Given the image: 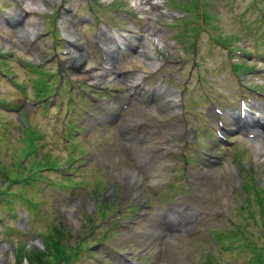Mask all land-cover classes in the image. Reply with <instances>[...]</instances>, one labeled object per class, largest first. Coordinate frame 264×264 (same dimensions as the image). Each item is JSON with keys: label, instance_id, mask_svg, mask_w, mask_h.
Instances as JSON below:
<instances>
[{"label": "rangeland", "instance_id": "rangeland-1", "mask_svg": "<svg viewBox=\"0 0 264 264\" xmlns=\"http://www.w3.org/2000/svg\"><path fill=\"white\" fill-rule=\"evenodd\" d=\"M39 1L27 13L22 0H0V264H16L18 247L52 261L49 232L66 253L81 243L73 264H264L253 189L252 204L235 209L249 172L264 195V147L243 121L219 119L246 108L262 120L264 0H199L200 8L194 0H64L69 13L62 0ZM63 13L75 48L91 58L98 42L110 43L106 31L126 29L147 34L159 66L138 70L137 86L102 65L80 66L77 53L66 54ZM29 16L33 36L18 32ZM91 68L107 75L92 85L70 75ZM159 84L180 96L176 116L144 101ZM41 98L43 106L34 103ZM171 204L181 225L159 229ZM238 228L250 244L215 238Z\"/></svg>", "mask_w": 264, "mask_h": 264}, {"label": "bare ground", "instance_id": "bare-ground-1", "mask_svg": "<svg viewBox=\"0 0 264 264\" xmlns=\"http://www.w3.org/2000/svg\"><path fill=\"white\" fill-rule=\"evenodd\" d=\"M23 1L25 3V7L27 8L25 10V11H27V13H32V12L37 11V9L40 8L39 6L41 5L38 0H23ZM151 1L154 3H158L156 0H151ZM63 18H65V17H63ZM63 18L61 19V25L63 28L62 30H63L64 34H66V36L70 38V39H68L69 49L66 51V54L69 55V54L77 53L78 55L76 56L75 59L76 60L80 59L79 65L84 66L85 68L90 67L94 63L98 64L95 60H93V58H91V56H89L84 51H82V48L75 49L74 39H76L75 37H77V33H74L71 30V28L69 29L68 27L65 26L66 21ZM29 21H35L34 16H29L24 20L23 25H20V27L18 28L19 33H28L29 36H33V29H31L28 26ZM112 34L115 36H119V37L115 38L113 45H110L107 48L101 47L99 44V47L101 48V49H99V57L108 53V51L110 53L113 52V50L117 51V48H118V50L122 54L124 53L122 56H127L126 60L123 58L121 60L118 58L112 59V57H109L106 55L103 56V58L101 60L104 59V62H106L107 60L111 59L112 61L118 62V67H119L118 71L127 72V74L124 77L125 78H132V79H130V82L133 84V86L138 85L139 79L141 78L138 75L142 76V74L137 73L138 70H141V72H144V73H149V72L154 71L156 69V67L159 66L158 65L159 63H158L157 58H156L157 55H155V47H154L155 45L151 42V40H149L147 34H145V33L144 34H136L134 32L133 33L125 32L122 35V34H116V33L112 32L108 35L111 36ZM123 45L128 46V47L125 48ZM123 47H124V49H122ZM134 50L136 51V53L133 54L132 52H134ZM65 55H62V57H65ZM140 65L143 66V68H141ZM101 75H103L101 72L94 71V68L93 69L91 68V70H88L86 72L82 71L80 74L76 75V77L79 79H84V78L96 79ZM148 92H149V95H151V97H149L151 99L150 100L144 99V101L145 102H147V101L151 102L152 106H155L158 109L157 112H158L159 116L170 118V117L176 116L179 113L178 111H179L180 107H179L178 101H179L180 96L178 95V93H176V90H174V88H172L171 86H165V85L159 84V85H156V88H153ZM150 108H151L150 110L153 113H155L156 109H154L152 107H150ZM117 109H118L117 106L112 105V107L111 106L109 107L108 113L113 114ZM238 114H240V115H238V116L235 115V112L231 109L229 111L225 110V111L220 112L221 117L219 119L222 122L223 126H227V127L233 126V124L237 125V123H240V121H243V123L245 125H248V127H252V129L255 130L254 134L258 135L257 136V143L259 145H261V147H264V112L260 111L259 115H257L258 119L263 120V121L261 120L260 123H258L257 122L258 120H255V118L247 116V114H245L244 111L243 112L239 111ZM95 115H96V113L95 114L92 113L91 116L93 117ZM241 115L243 116L244 119H242L240 117ZM170 123H171V125H174L177 128H179L181 133H187V132H185V128L183 126V123H181V121H179L178 119L170 121ZM242 126L243 125H240V124L237 125V127H242ZM165 152H166V150H165ZM228 168H230V166H228ZM230 169H232V168H230ZM129 173H132L133 177H135L134 175L136 174V172H129ZM155 174H156V172H155ZM211 174H212V172H211ZM213 175H214V172H213ZM137 180H139V179H137ZM135 188H136L135 190L137 192L138 189H137V187H135ZM80 204H81V201H77L74 205L69 206L68 208L66 207L67 208L66 209L67 214L72 215L73 212L75 211V209L78 208L77 206H79ZM149 219H151V218H149ZM157 220H159V217ZM179 225H181V223L174 224V225L163 224V226L161 225V227L159 229H164L166 226L178 227ZM150 227L155 228L154 226H150ZM167 228H169V227H167Z\"/></svg>", "mask_w": 264, "mask_h": 264}, {"label": "trees", "instance_id": "trees-1", "mask_svg": "<svg viewBox=\"0 0 264 264\" xmlns=\"http://www.w3.org/2000/svg\"><path fill=\"white\" fill-rule=\"evenodd\" d=\"M199 0H194V2H191V6L193 8H200L203 4L201 1L200 3L198 2ZM256 177L252 174V172H249L246 174L245 180H243L242 186H241V191L244 192V201L242 204L237 206L235 208L237 210V213H240L245 211V208H248L252 204V198L250 195V190H254V195L256 198L257 204H259V209L262 214H264V195L261 194L262 188L260 187L258 181L255 180ZM14 178L10 181H13ZM6 189H0V193H5ZM251 210V209H249ZM235 234H231V232L228 231H220L219 233L215 234V238L218 240L222 238L223 236L225 237L224 241L226 240L229 242V244L233 243L234 240H240L239 242H244L245 244H250L252 241L249 239V237H246L243 235L242 230L238 228ZM52 233H48V237H51L53 241H48V243L51 245V249L48 250V247L45 245V250L47 252H50V256L52 257V261L47 259V256L45 255L44 252L41 251H30V253H26L23 247H18L15 254V263L16 264H23V259L28 258V261L30 264H55L59 261H63L65 263L70 264V262L73 264L72 257L77 258L78 257V251H80V245L81 243H78L75 248L72 250H69V252L66 253L65 250V244L61 243L60 240L56 241ZM79 246V248L77 247ZM82 246V245H81ZM69 249V248H68ZM257 252V258L260 262L261 260V252L264 253V242L262 243V246L259 251ZM205 264H208L207 262Z\"/></svg>", "mask_w": 264, "mask_h": 264}, {"label": "water", "instance_id": "water-1", "mask_svg": "<svg viewBox=\"0 0 264 264\" xmlns=\"http://www.w3.org/2000/svg\"><path fill=\"white\" fill-rule=\"evenodd\" d=\"M170 211V210H169ZM161 214H163V219L164 220H167L169 218V216H171L172 214L171 213H168V212H162Z\"/></svg>", "mask_w": 264, "mask_h": 264}]
</instances>
